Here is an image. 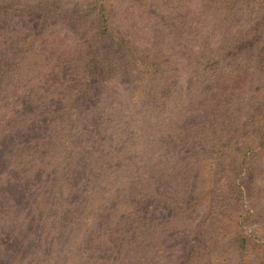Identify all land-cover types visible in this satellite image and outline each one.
I'll list each match as a JSON object with an SVG mask.
<instances>
[{"label":"trees","instance_id":"trees-1","mask_svg":"<svg viewBox=\"0 0 264 264\" xmlns=\"http://www.w3.org/2000/svg\"><path fill=\"white\" fill-rule=\"evenodd\" d=\"M167 2L135 0L140 41L112 0H0V137L23 135L0 171V253L26 256L12 264H168L178 235L179 264H264L255 210L215 241L264 152V0Z\"/></svg>","mask_w":264,"mask_h":264},{"label":"rangeland","instance_id":"rangeland-1","mask_svg":"<svg viewBox=\"0 0 264 264\" xmlns=\"http://www.w3.org/2000/svg\"><path fill=\"white\" fill-rule=\"evenodd\" d=\"M19 2H22L23 0H17ZM151 2V5L153 6L152 8H154L156 11H160L162 13V15L165 13H172V9L168 6V2L170 0H148ZM112 2L114 3V5L117 7L115 14L117 15V19L120 21V17H124L126 14L127 16H131V14H134V16L136 17H140V19H142L141 21V34L138 33V38L141 41V39L144 40V38L148 40L149 38H151V35H149V32H153V28L151 27V25L147 26L149 20L148 16H144L143 14H141L138 10V5L135 3V0H112ZM124 2V3H123ZM124 6V7H123ZM127 8H134L133 11H127ZM137 10V11H136ZM168 11V12H167ZM125 12V13H123ZM127 12H129L130 14L128 15ZM175 13H177L178 15L184 17L185 19H188L186 22L187 23H191L192 19L189 16L193 15V10H191V12H178L175 10ZM204 19L209 21V13L208 10H204ZM197 19V17L194 18V20ZM193 23L196 24V21ZM18 20H15L14 22H10L8 25H10L11 27H13V30H21L20 24L18 23ZM150 23V21H149ZM192 23V24H193ZM201 24V23H200ZM203 26V25H201ZM207 26V23L206 25ZM194 27V25H193ZM157 32V31H156ZM144 33H146L144 35ZM189 50V49H188ZM176 60V62H178L179 65V70L184 69V65L186 64L185 59L184 60H180V59H176V57H174ZM177 82H179V76L178 78L175 79ZM184 82H181V84L183 85ZM181 87V85H180ZM10 93L9 92H5V95L0 97V100L4 99L5 97L7 98L10 97ZM20 95V94H18ZM21 101V100H20ZM29 101L27 102V100H23L21 103H23L24 108L22 109H27L29 111H32L31 105H29ZM11 102V100H10ZM28 103V104H27ZM2 133H4L1 137H0V171L3 169L4 165H3V159H2V152H6L8 149H10L13 145L12 141L15 139V135L16 137H19V140L23 139V135H21L22 133L18 132H9V130H2ZM10 147V148H9ZM248 167L250 168L249 171H247L249 174L246 175L247 177V185L251 188L248 199L245 198L244 201L239 204L238 206L235 205V218L231 219L233 220V223L231 225H229L228 221L230 220V218H228L226 221L227 224L225 226V231L222 234V232H220V236H216L215 237V241L218 243L219 239L221 243H226L229 240H231L233 238V234L232 231L235 229V227H237V223L239 221L242 222L245 220V217H247L250 213L252 214V212L255 210V214L253 217H250V219L248 220V222L246 223L248 226L246 229H249V231H255L257 232L259 237H263L264 239V152L257 154V156L252 157L249 160V164ZM4 170H2L3 172ZM1 172V173H2ZM221 181H223V176H221ZM198 193H200V190L198 191ZM232 206L234 207V204H232ZM206 210H207V203H201V205L199 206V208L196 211H191L189 214H187L188 219H190V221H192V225H196L198 223H200V221L202 220L203 216L206 214ZM238 214V215H237ZM242 215V219H238L237 217ZM175 220L172 221V231H175V225H180L181 224V220L180 218L178 219L177 217L174 218ZM229 225V227H227ZM159 227L156 228L157 231H159ZM232 236V237H230ZM262 239V238H260ZM264 241V240H263ZM188 242L183 240V237L178 235L176 238H173L169 243H168V249H169V253L168 256L166 257L168 259V264H179V261L181 262L182 257H183V253L185 251V247L187 246ZM202 248L209 246L210 245L206 243V241L204 240V238L202 239ZM227 248H229V246H227ZM251 248H255L254 244L253 246H251ZM8 249H12V244L11 243H6V252H1L0 253V264H12L14 262H16V258L18 257L19 259H21V257L24 259H26V256L21 253V255H13L14 253L7 252ZM227 251V250H226ZM20 252V251H19ZM217 254V253H216ZM197 255H199L198 251L196 252V254L194 255L195 258H197ZM215 255V254H214ZM14 256V257H12ZM152 258L156 261L157 259L154 258L155 255H151ZM159 257V256H158ZM249 257V261L247 262V264H260L261 262V258L258 255L257 250L255 252H253L251 255L248 256ZM211 258L212 255H211ZM238 258V257H237ZM232 260L230 264H237V260H235V255L232 256L231 258ZM128 260L130 261V258H128ZM212 262V260H211ZM130 264H135L134 261H130ZM140 263V262H139ZM208 263L210 264V262L208 261ZM127 264V263H126ZM142 264V263H140ZM144 264V263H143ZM148 264H154L153 261L149 262ZM215 264V263H214ZM244 264V263H243ZM246 264V263H245Z\"/></svg>","mask_w":264,"mask_h":264}]
</instances>
